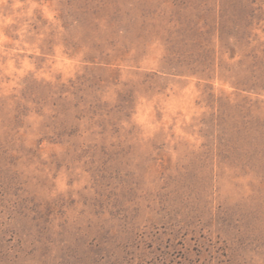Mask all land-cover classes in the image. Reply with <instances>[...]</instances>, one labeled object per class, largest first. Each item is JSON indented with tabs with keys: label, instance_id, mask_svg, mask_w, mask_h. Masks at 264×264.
<instances>
[{
	"label": "rangeland",
	"instance_id": "374dc122",
	"mask_svg": "<svg viewBox=\"0 0 264 264\" xmlns=\"http://www.w3.org/2000/svg\"><path fill=\"white\" fill-rule=\"evenodd\" d=\"M0 264H264V0H0Z\"/></svg>",
	"mask_w": 264,
	"mask_h": 264
}]
</instances>
